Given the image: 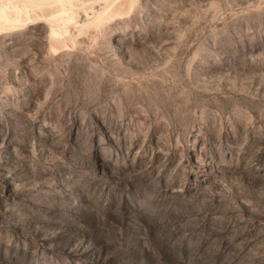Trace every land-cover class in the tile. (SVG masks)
<instances>
[{"label": "rangeland", "instance_id": "374dc122", "mask_svg": "<svg viewBox=\"0 0 264 264\" xmlns=\"http://www.w3.org/2000/svg\"><path fill=\"white\" fill-rule=\"evenodd\" d=\"M72 12L0 29V264H264V0Z\"/></svg>", "mask_w": 264, "mask_h": 264}, {"label": "bare ground", "instance_id": "6f19581e", "mask_svg": "<svg viewBox=\"0 0 264 264\" xmlns=\"http://www.w3.org/2000/svg\"><path fill=\"white\" fill-rule=\"evenodd\" d=\"M76 0H0V29L13 30L30 21L45 19L51 27V33L59 36L66 32L67 26L74 20L73 8ZM78 1V0H77ZM61 8L56 14L47 18L36 11L44 10L46 6ZM67 6L69 8H67Z\"/></svg>", "mask_w": 264, "mask_h": 264}]
</instances>
